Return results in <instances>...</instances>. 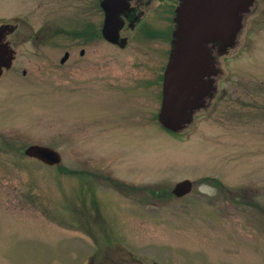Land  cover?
Masks as SVG:
<instances>
[{
	"label": "rangeland",
	"instance_id": "374dc122",
	"mask_svg": "<svg viewBox=\"0 0 264 264\" xmlns=\"http://www.w3.org/2000/svg\"><path fill=\"white\" fill-rule=\"evenodd\" d=\"M83 1L13 0L31 33L0 74V264H264V0L213 53V98L176 133L156 117L163 55L99 32L78 54ZM59 5L62 32L43 42ZM31 143L59 161L25 155Z\"/></svg>",
	"mask_w": 264,
	"mask_h": 264
},
{
	"label": "water",
	"instance_id": "95a60500",
	"mask_svg": "<svg viewBox=\"0 0 264 264\" xmlns=\"http://www.w3.org/2000/svg\"><path fill=\"white\" fill-rule=\"evenodd\" d=\"M251 0H178L174 8V27L170 48L162 71L161 97L156 114L158 122L168 130L179 131L192 117L195 109L204 106L214 86L208 75L213 73L210 47L218 46L222 53L234 44L240 29L242 14ZM104 10L102 35L115 42L120 26L118 14L100 2ZM1 55V45H0ZM66 58V53L60 61ZM2 64V63H0ZM6 65V64H5ZM1 71V65H0ZM22 152L44 163H57L59 153L46 145L27 144ZM191 181H176L171 192L175 196L187 193Z\"/></svg>",
	"mask_w": 264,
	"mask_h": 264
},
{
	"label": "flooded vegetation",
	"instance_id": "af4514ba",
	"mask_svg": "<svg viewBox=\"0 0 264 264\" xmlns=\"http://www.w3.org/2000/svg\"><path fill=\"white\" fill-rule=\"evenodd\" d=\"M76 1L78 0H75V2ZM177 1L178 0H96L93 2V0H84L81 7L85 10L86 14H88V19L82 27L78 28H76L78 23L73 22L76 27L71 29L76 36L83 37L84 40H81L82 42H86V44H82L81 48H79L78 54H83V45L87 46L89 41L93 40L97 32H99L98 34L103 37L101 29L104 20V10L100 5L101 2L104 3L107 8L109 7L111 10L115 9V11H117L118 20L120 22V26L117 30V40L115 42L105 40L104 38L103 40L111 44H116L119 47H124L127 43H130L133 37L134 44H142L141 46L139 45V47L143 50L144 54L150 55V57L153 54V62L156 59L159 61V57H161V55H163L164 60L167 59L170 47L171 31L174 27V8ZM256 2L257 1L255 0H251L250 4L255 5ZM6 4L7 7L5 8ZM76 5V9H78L80 4L77 3ZM96 6L101 13V22L98 24V27L94 24V18H91L93 13L92 9ZM76 9H74V11H76ZM249 11H251V9ZM243 15L244 13L242 14V20ZM71 16L76 18L79 14L78 12H74ZM24 17L20 18V16L14 15L13 0L0 1V63H2L0 64V74L2 71L10 69L11 64L20 60V47L18 46L21 43L29 49L31 33L30 21L28 17ZM45 18L48 20L43 22L39 26L40 28L36 29L37 32L44 33L43 35L39 34V37H41L43 42H46L45 40L49 36H54L55 34L62 32L63 13L60 5L56 7L54 11L49 12ZM242 23L243 22H241V24ZM126 31L129 32V36L126 35ZM34 37H37V35L35 34ZM134 48L138 49V46L134 45ZM64 52L69 55L68 51L65 50ZM213 53H215V56L219 55L218 46L216 44L212 46L210 50L213 73L208 75L211 79L212 85L214 86V93L216 90L215 79L218 71L216 70V67H214L216 59H213ZM163 66L160 68V71ZM24 72L25 71L23 69L21 73L24 74ZM158 72L159 70H157L156 73L157 79L160 78L161 74L160 72L158 77ZM154 75V72L151 71L146 76L148 78H153ZM212 95L206 99L205 105H207L213 98Z\"/></svg>",
	"mask_w": 264,
	"mask_h": 264
}]
</instances>
